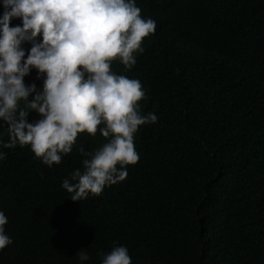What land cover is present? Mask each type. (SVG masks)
Segmentation results:
<instances>
[{
	"label": "trees",
	"instance_id": "trees-1",
	"mask_svg": "<svg viewBox=\"0 0 264 264\" xmlns=\"http://www.w3.org/2000/svg\"><path fill=\"white\" fill-rule=\"evenodd\" d=\"M135 3L156 30L136 65L111 67L141 82V114L158 116L134 134L138 162L99 196L73 201L62 182L82 170L81 145L107 142L103 124L51 167L30 145H0V211L13 241L0 264H101L97 253L119 245L132 264H264V0ZM31 46L22 43L25 59ZM45 75L33 68L25 84L39 90ZM0 140H9L2 120Z\"/></svg>",
	"mask_w": 264,
	"mask_h": 264
},
{
	"label": "clouds",
	"instance_id": "clouds-1",
	"mask_svg": "<svg viewBox=\"0 0 264 264\" xmlns=\"http://www.w3.org/2000/svg\"><path fill=\"white\" fill-rule=\"evenodd\" d=\"M3 7L0 120L9 140L0 145H30L35 157L51 167L71 153L79 133L94 137L103 124L99 132L107 142L94 151L81 145L82 170H74L61 185L73 201L99 196L106 186L127 178L126 165L138 162L134 134L139 126L158 121L153 112L141 114V82L111 67L117 58L126 69L136 65L133 54L143 52V39L155 32L156 21L142 18L135 0H3ZM13 18H20L22 26H10ZM24 42L32 45L26 59ZM33 68L38 79L46 74L39 90L24 81ZM32 111L41 118L29 122ZM5 156L0 151V160ZM7 223L0 211V250L13 243ZM97 254L101 264H132L124 245ZM77 255L81 262L90 259L83 248Z\"/></svg>",
	"mask_w": 264,
	"mask_h": 264
}]
</instances>
